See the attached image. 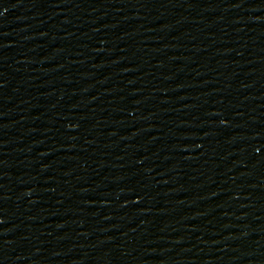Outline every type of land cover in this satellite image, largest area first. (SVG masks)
<instances>
[{
	"label": "water",
	"instance_id": "95a60500",
	"mask_svg": "<svg viewBox=\"0 0 264 264\" xmlns=\"http://www.w3.org/2000/svg\"><path fill=\"white\" fill-rule=\"evenodd\" d=\"M0 264H264V0H0Z\"/></svg>",
	"mask_w": 264,
	"mask_h": 264
}]
</instances>
